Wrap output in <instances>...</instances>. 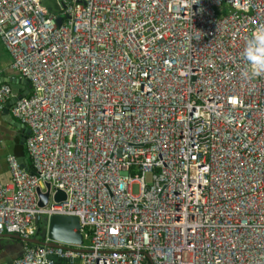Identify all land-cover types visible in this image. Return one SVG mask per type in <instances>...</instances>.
<instances>
[{"label":"built area","instance_id":"1","mask_svg":"<svg viewBox=\"0 0 264 264\" xmlns=\"http://www.w3.org/2000/svg\"><path fill=\"white\" fill-rule=\"evenodd\" d=\"M260 25L264 0H0L31 86L11 111L34 171L9 154L0 176L12 264H264V77L243 76ZM14 96L0 84V111ZM53 215L87 252L27 241Z\"/></svg>","mask_w":264,"mask_h":264},{"label":"water","instance_id":"2","mask_svg":"<svg viewBox=\"0 0 264 264\" xmlns=\"http://www.w3.org/2000/svg\"><path fill=\"white\" fill-rule=\"evenodd\" d=\"M58 24H61L62 19L59 18L57 20ZM2 83H8V84H17L21 83L27 86L26 92L23 95H17L14 96L10 102L7 104L6 108L2 112V115L8 121L10 124L15 126L17 129H19L22 132L21 136V143L24 145L26 142V139L31 134L30 128L26 126L25 124H22L18 122L10 113L11 107L23 96H26L31 91V86L29 85V82L25 80L24 78H8V77H0V84ZM19 162L21 163L22 167L25 169L27 168V165L25 163L24 158H19ZM48 188H50L49 185H47ZM40 194V203L39 205L45 206L49 199V194ZM66 196L63 192L59 191L56 195V201H62L65 200ZM43 222L46 225V229L43 232H40L38 230L37 235L29 240H27L31 245L34 246H48V247H57V248H66L63 245H73L76 248L78 252H87L86 249L80 248L84 244V235L82 233V227L80 225L79 218L76 216H65V215H53L50 218H44ZM2 236H9L16 238L18 240L22 239L17 234H3ZM23 245V242H22ZM24 249V246H23ZM24 254V252H23ZM20 258V257H19ZM50 258L54 259L59 264H69V259H60L56 256H51ZM79 261L78 259L76 260ZM13 262H10L8 264H12Z\"/></svg>","mask_w":264,"mask_h":264},{"label":"crops","instance_id":"3","mask_svg":"<svg viewBox=\"0 0 264 264\" xmlns=\"http://www.w3.org/2000/svg\"><path fill=\"white\" fill-rule=\"evenodd\" d=\"M11 62L12 57L5 48L3 53L0 52V77L21 78V75L11 67ZM12 85L13 92L16 96L25 94L27 86L21 83ZM3 111H0V176L3 181L7 182L11 178V173L6 156L13 154L19 158H23L20 157L22 150L18 146V143L20 145L23 144L21 143L22 132L6 121L2 115ZM10 113L13 116L11 109ZM23 252L24 249L21 240L9 236H0V264L14 262L23 255Z\"/></svg>","mask_w":264,"mask_h":264},{"label":"clouds","instance_id":"4","mask_svg":"<svg viewBox=\"0 0 264 264\" xmlns=\"http://www.w3.org/2000/svg\"><path fill=\"white\" fill-rule=\"evenodd\" d=\"M243 54L248 62L243 72L245 79L264 77V25L257 27L253 36L247 41Z\"/></svg>","mask_w":264,"mask_h":264},{"label":"trees","instance_id":"5","mask_svg":"<svg viewBox=\"0 0 264 264\" xmlns=\"http://www.w3.org/2000/svg\"><path fill=\"white\" fill-rule=\"evenodd\" d=\"M4 49H5V47L3 46V44L2 43H0V52L1 53H3V51H4ZM11 87L13 86L12 84H9ZM17 120V119H16ZM18 121V120H17ZM18 146L21 148V153H20V157H23L24 159H25V163H26V165H27V167L30 169V170H33L34 171V168H33V161H32V159H31V157H30V155H29V153H28V151H27V148H26V145H20L19 143H18ZM45 229H46V225H45V223L42 221V222H40L39 223V226H38V230L40 231V232H43V231H45ZM85 243H87L86 241H85Z\"/></svg>","mask_w":264,"mask_h":264},{"label":"rangeland","instance_id":"6","mask_svg":"<svg viewBox=\"0 0 264 264\" xmlns=\"http://www.w3.org/2000/svg\"><path fill=\"white\" fill-rule=\"evenodd\" d=\"M49 3H50V4H53V2H52V1H49Z\"/></svg>","mask_w":264,"mask_h":264}]
</instances>
